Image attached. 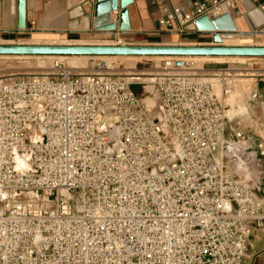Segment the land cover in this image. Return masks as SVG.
<instances>
[{
  "label": "built area",
  "instance_id": "2783aa9c",
  "mask_svg": "<svg viewBox=\"0 0 264 264\" xmlns=\"http://www.w3.org/2000/svg\"><path fill=\"white\" fill-rule=\"evenodd\" d=\"M244 1L174 8L159 25L200 33L198 19ZM197 60L162 57L158 118L129 78L57 61L0 79V264L244 263L264 225V146L230 125V76L201 77Z\"/></svg>",
  "mask_w": 264,
  "mask_h": 264
},
{
  "label": "crops",
  "instance_id": "0c3cea01",
  "mask_svg": "<svg viewBox=\"0 0 264 264\" xmlns=\"http://www.w3.org/2000/svg\"><path fill=\"white\" fill-rule=\"evenodd\" d=\"M18 2L0 0V45H23L14 42L30 38L37 42H52V45L56 42L94 45L93 41L106 39L114 42L112 45L121 46H214L209 33L166 32L159 25V21L174 8L189 12L203 0H134L127 8V30H120L119 13L112 14V21L117 24L116 33H97L93 29L94 0H25L26 29L19 31ZM229 14L236 34L221 35L225 46L264 47V0H245ZM217 59L230 58L212 57L207 61ZM234 59H247L264 66V58ZM255 90L259 98L254 102L249 99L246 110H235L234 107L233 128L249 136L253 152L257 154V146H264V79L256 80ZM262 179L264 191V169ZM243 264H264V225L254 228Z\"/></svg>",
  "mask_w": 264,
  "mask_h": 264
},
{
  "label": "rangeland",
  "instance_id": "374dc122",
  "mask_svg": "<svg viewBox=\"0 0 264 264\" xmlns=\"http://www.w3.org/2000/svg\"><path fill=\"white\" fill-rule=\"evenodd\" d=\"M23 45H52V42H40L27 38L23 41L14 42ZM67 43V42H63ZM56 45H62L56 42ZM69 44L76 45L71 42ZM94 45H112L114 42L106 39H98L92 42ZM218 58V57H217ZM210 58L197 60V74L208 79H217L221 73L230 76V81L235 85V94L225 104H228L227 113L231 126L235 127L234 107L246 110L250 94L255 90L256 80L264 79V66L257 62H250L247 59H217L207 61ZM57 60L65 69L75 75H90L104 73L120 78H131L129 74L135 75L139 80V85L135 90L142 94V100L146 104L152 116L158 118L162 108L159 100L154 95L150 79L153 75L160 72L161 61L155 57H116L115 59L105 60L101 57H54V56H0V79L21 78L31 75H48L53 73V67ZM98 62H104L108 70L99 71L96 66ZM145 81V82H144ZM217 82V80H214ZM217 94L220 96V89ZM145 90V91H144ZM146 92V95L144 94ZM150 101V102H149ZM232 106V107H231Z\"/></svg>",
  "mask_w": 264,
  "mask_h": 264
},
{
  "label": "water",
  "instance_id": "95a60500",
  "mask_svg": "<svg viewBox=\"0 0 264 264\" xmlns=\"http://www.w3.org/2000/svg\"><path fill=\"white\" fill-rule=\"evenodd\" d=\"M93 29L97 33H116L112 14L119 13L120 30L128 29L127 8L134 0H94ZM126 20L127 26L124 27ZM197 31L212 35L214 46H121V45H0V56L54 57H220L264 58V47L225 46L222 34H236L230 14L210 22H196ZM26 29L25 0L18 2V30Z\"/></svg>",
  "mask_w": 264,
  "mask_h": 264
},
{
  "label": "bare ground",
  "instance_id": "6f19581e",
  "mask_svg": "<svg viewBox=\"0 0 264 264\" xmlns=\"http://www.w3.org/2000/svg\"><path fill=\"white\" fill-rule=\"evenodd\" d=\"M124 27L127 26V22L126 20L124 21ZM74 57H82V56H74ZM102 59H105V60H111V59H115L116 57H101ZM155 58H158L160 61L162 60V57H155ZM203 58H212V57H197L198 60H201ZM58 61V60H57ZM181 61V60H180ZM59 62V61H58ZM128 76H133L131 78H129L130 80H134V81H138L139 79L135 77V75H132V74H129ZM139 82V81H138ZM145 82V81H144ZM219 90V89H218ZM235 92L229 97L231 98L232 96H234ZM229 98L227 100H229ZM150 102V101H149ZM226 102V101H225ZM228 105V104H227Z\"/></svg>",
  "mask_w": 264,
  "mask_h": 264
}]
</instances>
